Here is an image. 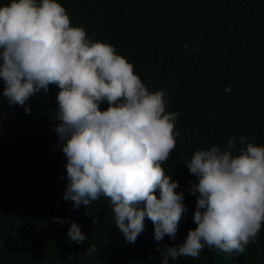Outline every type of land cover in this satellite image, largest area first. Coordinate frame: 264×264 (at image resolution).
Here are the masks:
<instances>
[{
	"label": "trees",
	"instance_id": "16d2710c",
	"mask_svg": "<svg viewBox=\"0 0 264 264\" xmlns=\"http://www.w3.org/2000/svg\"><path fill=\"white\" fill-rule=\"evenodd\" d=\"M88 38L114 46L150 91L166 93V111L179 116L175 147L162 163L181 191L195 177L183 160L199 148H227L229 137L264 145V0H59ZM7 0H0V4ZM231 85V92H225ZM0 81V264H160L157 246L179 244L192 221L195 196L176 239L154 240L153 223L135 242L116 228L107 199L73 208L63 199L66 158L53 124L59 88L9 106ZM107 108V102L100 109ZM54 217L67 218L66 223ZM93 217L98 222L93 223ZM76 222L87 236L69 243ZM95 244L92 256L85 255ZM169 264H264V223L243 253L203 249Z\"/></svg>",
	"mask_w": 264,
	"mask_h": 264
},
{
	"label": "clouds",
	"instance_id": "9594fccd",
	"mask_svg": "<svg viewBox=\"0 0 264 264\" xmlns=\"http://www.w3.org/2000/svg\"><path fill=\"white\" fill-rule=\"evenodd\" d=\"M0 81L8 105L24 106L26 113L29 97L46 93L50 84L59 88L53 128L66 158L63 199L78 209L105 197L126 242L144 231L145 217L155 241L175 240L188 212L185 191L195 196L196 227L179 244L157 246L160 264L198 257L205 248L239 254L255 241L264 223V145L240 136L238 143L229 137L225 149L194 150L183 163L195 181L175 191L179 183L162 163L175 147L179 113L166 111V93L150 91L114 46L73 25L59 0L0 4ZM67 238L83 244L87 236L71 222ZM95 250L89 245L85 255Z\"/></svg>",
	"mask_w": 264,
	"mask_h": 264
}]
</instances>
